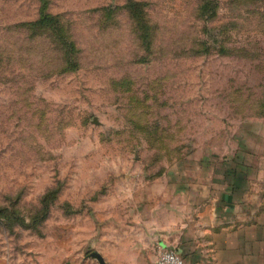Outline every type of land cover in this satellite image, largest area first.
Returning <instances> with one entry per match:
<instances>
[{
	"label": "rangeland",
	"instance_id": "obj_1",
	"mask_svg": "<svg viewBox=\"0 0 264 264\" xmlns=\"http://www.w3.org/2000/svg\"><path fill=\"white\" fill-rule=\"evenodd\" d=\"M239 165L235 201L264 183V0H0V264L154 260L148 221Z\"/></svg>",
	"mask_w": 264,
	"mask_h": 264
},
{
	"label": "crops",
	"instance_id": "obj_2",
	"mask_svg": "<svg viewBox=\"0 0 264 264\" xmlns=\"http://www.w3.org/2000/svg\"><path fill=\"white\" fill-rule=\"evenodd\" d=\"M248 169L240 165L225 168L223 173L230 175L234 188L221 196H202L180 205L174 200V218L149 220L139 248L157 241L174 247L187 264H264V183L254 184L259 192L232 199L235 191L242 194L247 186ZM102 256L105 264H154L155 260L143 253L124 252L111 262Z\"/></svg>",
	"mask_w": 264,
	"mask_h": 264
},
{
	"label": "built area",
	"instance_id": "obj_3",
	"mask_svg": "<svg viewBox=\"0 0 264 264\" xmlns=\"http://www.w3.org/2000/svg\"><path fill=\"white\" fill-rule=\"evenodd\" d=\"M154 264H187L181 254L174 248L162 246L158 249Z\"/></svg>",
	"mask_w": 264,
	"mask_h": 264
},
{
	"label": "trees",
	"instance_id": "obj_4",
	"mask_svg": "<svg viewBox=\"0 0 264 264\" xmlns=\"http://www.w3.org/2000/svg\"><path fill=\"white\" fill-rule=\"evenodd\" d=\"M53 22H56L55 17L48 15V14H42L41 17H39L34 23H38L41 25H47L51 24ZM33 23V22H32ZM145 26H143V31H144ZM71 57H67V61L70 62ZM1 211V210H0Z\"/></svg>",
	"mask_w": 264,
	"mask_h": 264
},
{
	"label": "water",
	"instance_id": "obj_5",
	"mask_svg": "<svg viewBox=\"0 0 264 264\" xmlns=\"http://www.w3.org/2000/svg\"><path fill=\"white\" fill-rule=\"evenodd\" d=\"M89 255L95 257L99 264H105L103 256L98 251L93 250L89 253Z\"/></svg>",
	"mask_w": 264,
	"mask_h": 264
}]
</instances>
